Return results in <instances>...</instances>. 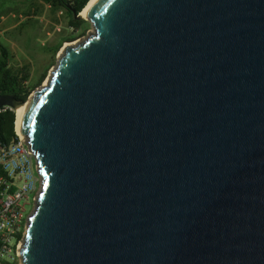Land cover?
I'll list each match as a JSON object with an SVG mask.
<instances>
[{
    "label": "water",
    "instance_id": "1",
    "mask_svg": "<svg viewBox=\"0 0 264 264\" xmlns=\"http://www.w3.org/2000/svg\"><path fill=\"white\" fill-rule=\"evenodd\" d=\"M70 11L93 33L0 96L44 182L22 263L264 264V0Z\"/></svg>",
    "mask_w": 264,
    "mask_h": 264
},
{
    "label": "built area",
    "instance_id": "2",
    "mask_svg": "<svg viewBox=\"0 0 264 264\" xmlns=\"http://www.w3.org/2000/svg\"><path fill=\"white\" fill-rule=\"evenodd\" d=\"M77 1L64 0L69 6ZM67 30L75 33L73 28ZM16 137L8 144L0 142V264H23L29 224L44 184L38 157L17 128Z\"/></svg>",
    "mask_w": 264,
    "mask_h": 264
},
{
    "label": "rangeland",
    "instance_id": "3",
    "mask_svg": "<svg viewBox=\"0 0 264 264\" xmlns=\"http://www.w3.org/2000/svg\"><path fill=\"white\" fill-rule=\"evenodd\" d=\"M65 15L64 10L53 13L52 5L44 0H0V41L13 54V67L29 66L33 75L40 65L49 67L48 76L38 89L48 84L50 76L63 56L64 48L70 45L65 43L55 57L41 52V49L55 40L60 33L56 31L58 26L61 25L63 27L61 32L64 31ZM93 31L90 23L85 36L78 39L75 44L85 40ZM13 33L17 35L15 40L10 39L8 35Z\"/></svg>",
    "mask_w": 264,
    "mask_h": 264
},
{
    "label": "trees",
    "instance_id": "4",
    "mask_svg": "<svg viewBox=\"0 0 264 264\" xmlns=\"http://www.w3.org/2000/svg\"><path fill=\"white\" fill-rule=\"evenodd\" d=\"M44 1L52 5L53 13L56 14L57 12L64 10L66 14L64 31L58 33L55 40L41 49L43 54L55 57L65 43H73L85 36L90 27V23L86 20H77L70 11V8L80 14L90 0H79L75 2L74 6H69L64 0ZM26 25L27 24H24V26ZM68 28H73L75 33H70L67 30ZM8 35L10 39H17L15 33ZM44 67L45 66L40 65V68L35 75H33L29 66L14 68L13 54L11 50L0 41V96L10 95L20 102H27L30 96L42 85L48 76L49 67ZM16 120L17 115L14 110H11L10 108H3L1 110L0 142L8 144L17 138Z\"/></svg>",
    "mask_w": 264,
    "mask_h": 264
},
{
    "label": "bare ground",
    "instance_id": "5",
    "mask_svg": "<svg viewBox=\"0 0 264 264\" xmlns=\"http://www.w3.org/2000/svg\"><path fill=\"white\" fill-rule=\"evenodd\" d=\"M97 1L98 0H90L88 5L86 6V8L81 12L80 16L82 18H88L90 11L92 10L93 6L95 5V3ZM76 44L78 45L79 43H76ZM27 106H28V104H17L16 108L14 110L16 115H17L16 127H17V130L20 133V135H22V132H21L22 131V122H23L24 116H25L26 111H27Z\"/></svg>",
    "mask_w": 264,
    "mask_h": 264
}]
</instances>
